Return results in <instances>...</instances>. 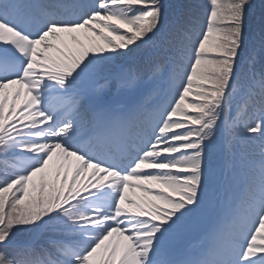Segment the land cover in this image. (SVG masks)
Wrapping results in <instances>:
<instances>
[{"label": "snow or ice", "instance_id": "snow-or-ice-1", "mask_svg": "<svg viewBox=\"0 0 264 264\" xmlns=\"http://www.w3.org/2000/svg\"><path fill=\"white\" fill-rule=\"evenodd\" d=\"M254 7L0 0V264H264Z\"/></svg>", "mask_w": 264, "mask_h": 264}, {"label": "trees", "instance_id": "trees-1", "mask_svg": "<svg viewBox=\"0 0 264 264\" xmlns=\"http://www.w3.org/2000/svg\"><path fill=\"white\" fill-rule=\"evenodd\" d=\"M162 4L164 5V19L165 23H170L174 20L175 15L180 10L181 6L187 4L189 0H161ZM199 3L203 4L205 0H198ZM255 5L253 9L252 17L249 21H246V24H250L257 32L259 33L260 26H261V16H260V9L261 4L264 3V0H253ZM203 14V11H202ZM145 53L146 58H156L153 54L152 48L149 46H144L142 49ZM113 71H116L115 69ZM221 151V145L219 143H215L210 146L209 148V155L212 159L219 158V153Z\"/></svg>", "mask_w": 264, "mask_h": 264}]
</instances>
